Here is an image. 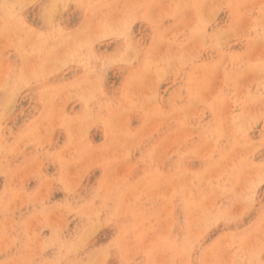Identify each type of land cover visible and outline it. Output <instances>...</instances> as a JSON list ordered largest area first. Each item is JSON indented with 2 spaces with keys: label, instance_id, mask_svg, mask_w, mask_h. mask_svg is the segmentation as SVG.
<instances>
[{
  "label": "rangeland",
  "instance_id": "374dc122",
  "mask_svg": "<svg viewBox=\"0 0 264 264\" xmlns=\"http://www.w3.org/2000/svg\"><path fill=\"white\" fill-rule=\"evenodd\" d=\"M0 264H264V0H0Z\"/></svg>",
  "mask_w": 264,
  "mask_h": 264
},
{
  "label": "bare ground",
  "instance_id": "6f19581e",
  "mask_svg": "<svg viewBox=\"0 0 264 264\" xmlns=\"http://www.w3.org/2000/svg\"><path fill=\"white\" fill-rule=\"evenodd\" d=\"M29 134V133H28ZM25 136V135H24ZM124 145V144H123ZM14 154V153H13ZM25 172V171H24ZM23 182V181H22ZM7 205V204H6ZM41 216V215H40ZM31 217V216H30ZM36 233V232H35ZM58 237V236H57ZM36 249V248H35Z\"/></svg>",
  "mask_w": 264,
  "mask_h": 264
}]
</instances>
